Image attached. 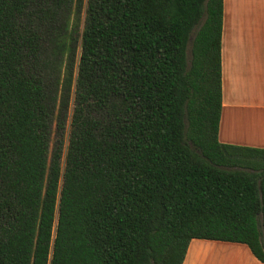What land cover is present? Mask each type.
<instances>
[{
  "label": "trees",
  "instance_id": "trees-1",
  "mask_svg": "<svg viewBox=\"0 0 264 264\" xmlns=\"http://www.w3.org/2000/svg\"><path fill=\"white\" fill-rule=\"evenodd\" d=\"M223 0H0V264H264V149L218 141Z\"/></svg>",
  "mask_w": 264,
  "mask_h": 264
},
{
  "label": "crops",
  "instance_id": "crops-1",
  "mask_svg": "<svg viewBox=\"0 0 264 264\" xmlns=\"http://www.w3.org/2000/svg\"><path fill=\"white\" fill-rule=\"evenodd\" d=\"M221 144L264 149V0H223ZM182 264H261L242 244L192 240Z\"/></svg>",
  "mask_w": 264,
  "mask_h": 264
}]
</instances>
